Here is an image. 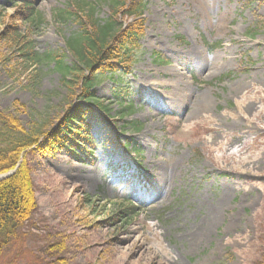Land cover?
Segmentation results:
<instances>
[{"label":"rangeland","instance_id":"374dc122","mask_svg":"<svg viewBox=\"0 0 264 264\" xmlns=\"http://www.w3.org/2000/svg\"><path fill=\"white\" fill-rule=\"evenodd\" d=\"M29 1L40 22H13L23 9L0 0V111L25 127L42 115L52 129L81 107L89 152L86 161L64 148L27 153L37 210L0 264H264V129H253L248 114L225 116L242 93L264 98V0H146L130 73L102 75L91 90L106 109L63 84L54 64L26 68L9 30L46 53L65 49L78 28L56 16L71 0ZM97 2L106 19L107 0ZM201 94L210 97L209 118L187 121ZM214 132L236 145L233 160L219 161L222 152L207 144ZM217 160L226 168L210 172ZM220 204L210 235L194 244L199 223Z\"/></svg>","mask_w":264,"mask_h":264},{"label":"trees","instance_id":"16d2710c","mask_svg":"<svg viewBox=\"0 0 264 264\" xmlns=\"http://www.w3.org/2000/svg\"><path fill=\"white\" fill-rule=\"evenodd\" d=\"M10 1L23 9L11 16L13 22L25 20L32 24L41 21L29 0ZM97 1L102 0H71L58 11L57 17L73 20L78 25L62 51L40 53L18 31L9 30L5 37L17 44L18 56L28 65L26 68L43 63L54 64L63 84L78 86L81 99L106 109L91 90L102 75L120 77L130 73L140 40L145 35L143 14L147 1L107 0L111 13L106 19L97 17ZM69 55L73 58L70 63L66 60ZM156 55L157 60L164 62L161 54ZM79 109L81 107L74 112L68 110L52 129H47V119L42 115L25 127L16 116L0 111V174L15 169L12 175L0 179V254L37 210L27 153H46L49 149L64 148L79 160L86 161L90 138L83 124L85 114ZM43 138L45 142L40 141ZM126 215L131 216V212Z\"/></svg>","mask_w":264,"mask_h":264},{"label":"bare ground","instance_id":"6f19581e","mask_svg":"<svg viewBox=\"0 0 264 264\" xmlns=\"http://www.w3.org/2000/svg\"><path fill=\"white\" fill-rule=\"evenodd\" d=\"M207 72H209V70H207ZM211 75L212 73L210 72L208 76H211ZM240 91L243 92L244 89L240 88ZM145 95L147 96L148 99L156 98V92L155 91L153 92L152 89H148ZM262 99L264 101L263 96L261 94L259 95L258 91L256 90L250 94L242 93L241 98L238 100V103L236 107L234 108V111H235L234 114L231 115L229 113H226L225 116L230 117V118L233 117V119L236 118L235 120H239V119H245L246 114H248L247 122L252 123V125L250 124L249 125L252 126L253 129H258V130L264 129V127L257 126V124H255L253 120L251 119V116L254 114L253 112L258 113L260 116L263 115V118H264V114L258 110V106H257L258 104L257 100H262ZM210 104L211 102H210L209 96H204L203 94L199 95L196 98V101L193 103L191 110L187 114V118H186L187 121H190L196 117L209 118V116L205 113H208ZM228 126H229L228 129H231L233 127L232 123H228ZM207 144L210 147H214L215 149H218L222 152L220 159H218L221 162L228 161L230 158L233 160L234 159L233 155L237 156V152H239L234 143L227 144L226 146L221 140V135L217 132H214V137H211V140L207 139ZM228 153H231L232 156L231 154L228 155ZM218 160L217 162H215V165L213 164V166L211 165L208 167V169L210 168V172L213 171V172L221 173L222 170L226 168L225 164L224 165L218 164ZM249 163L250 161H248L247 159L243 160V167H247ZM204 167H206V165H204ZM172 174L174 175V173ZM222 207H223L222 204H220L219 206L212 207V209L209 210L205 218L201 220V222L198 225V228L196 229L194 235H192V238H191L194 244L201 245V243H203L207 239V237L210 235L212 227H214L216 223L218 222L219 209ZM126 239L129 240V238H126Z\"/></svg>","mask_w":264,"mask_h":264}]
</instances>
